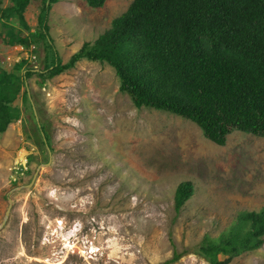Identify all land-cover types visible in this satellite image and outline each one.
<instances>
[{"label": "rangeland", "instance_id": "1", "mask_svg": "<svg viewBox=\"0 0 264 264\" xmlns=\"http://www.w3.org/2000/svg\"><path fill=\"white\" fill-rule=\"evenodd\" d=\"M0 1L3 9L14 5ZM134 1L92 9L60 0L49 25L63 63ZM42 6L34 0L27 8L25 37L39 31ZM8 32L0 30V67L11 73L28 55L8 45ZM30 41L26 49L36 47L37 71H44L48 46ZM120 87L113 68L87 60L45 82L27 81L15 102L21 120L0 134V264H165L175 253L185 255L174 264H209L195 254L202 242L264 209V138L234 132L218 146L190 121L138 110ZM26 90L52 150L36 131ZM17 163L27 171L14 183ZM189 182L195 193L177 214V190ZM230 264H264V246Z\"/></svg>", "mask_w": 264, "mask_h": 264}, {"label": "trees", "instance_id": "2", "mask_svg": "<svg viewBox=\"0 0 264 264\" xmlns=\"http://www.w3.org/2000/svg\"><path fill=\"white\" fill-rule=\"evenodd\" d=\"M3 9L0 30H8V45L25 48L44 41L48 63L44 71L27 67L23 60L14 71L0 67V134L23 116L15 106L32 76L53 79L76 68L83 60L108 65L120 79V92L138 110L169 113L197 125L205 138L225 146L227 138L241 132L264 138V0H135L111 29L94 43H85L68 63L60 59L50 36L53 7L60 0H42L39 31L30 38L25 18L34 0H12ZM101 9L114 0H84ZM17 23L20 29L12 24ZM36 131L51 148L50 135L38 124V110L24 92ZM26 112H29L26 110ZM192 183L176 193L180 214L193 197ZM264 246V209L243 213L220 239H205L195 254L209 264H230L235 258ZM185 253H175L178 262ZM226 257V260H221Z\"/></svg>", "mask_w": 264, "mask_h": 264}, {"label": "built area", "instance_id": "3", "mask_svg": "<svg viewBox=\"0 0 264 264\" xmlns=\"http://www.w3.org/2000/svg\"><path fill=\"white\" fill-rule=\"evenodd\" d=\"M21 50L22 51L27 50V52H25V53L28 56L26 58H23V59L20 58L19 61L21 62L23 60H26V61H28V63H31V64L34 65V69L35 70H38V64H37L38 57L35 54V51L37 50L36 47L35 46H31L30 49H26L25 47L22 46ZM20 62H17V63H20ZM14 169H15V171H14L15 174L12 177V181L14 183H17L19 180L23 179V177L25 176V171H27V168H26V166L24 164L17 163L16 167Z\"/></svg>", "mask_w": 264, "mask_h": 264}, {"label": "water", "instance_id": "4", "mask_svg": "<svg viewBox=\"0 0 264 264\" xmlns=\"http://www.w3.org/2000/svg\"><path fill=\"white\" fill-rule=\"evenodd\" d=\"M37 176H38V174H36V176H35V178H34V180H33V182H32L31 185H34V184H35V181H36ZM11 208H12V207H10V209H9V211H8V213H7V216H6L7 219H8V217H9L10 213H11Z\"/></svg>", "mask_w": 264, "mask_h": 264}]
</instances>
